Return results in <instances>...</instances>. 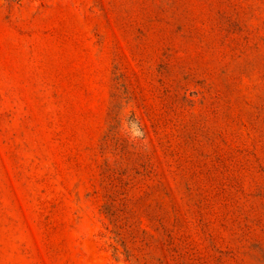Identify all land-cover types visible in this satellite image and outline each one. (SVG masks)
Wrapping results in <instances>:
<instances>
[{
  "label": "rangeland",
  "instance_id": "obj_1",
  "mask_svg": "<svg viewBox=\"0 0 264 264\" xmlns=\"http://www.w3.org/2000/svg\"><path fill=\"white\" fill-rule=\"evenodd\" d=\"M0 264H264V0H0Z\"/></svg>",
  "mask_w": 264,
  "mask_h": 264
}]
</instances>
